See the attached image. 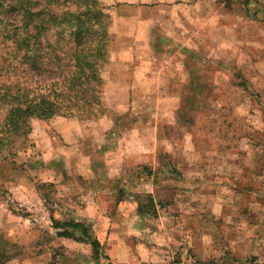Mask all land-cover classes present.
Listing matches in <instances>:
<instances>
[{
  "label": "rangeland",
  "instance_id": "1",
  "mask_svg": "<svg viewBox=\"0 0 264 264\" xmlns=\"http://www.w3.org/2000/svg\"><path fill=\"white\" fill-rule=\"evenodd\" d=\"M96 1L103 112L30 117L0 149L8 264H264V0ZM44 77L0 35V87Z\"/></svg>",
  "mask_w": 264,
  "mask_h": 264
},
{
  "label": "trees",
  "instance_id": "2",
  "mask_svg": "<svg viewBox=\"0 0 264 264\" xmlns=\"http://www.w3.org/2000/svg\"><path fill=\"white\" fill-rule=\"evenodd\" d=\"M37 1L43 0H0V8H15L22 22L19 27L8 28L0 20V35L13 44L18 61L28 73L49 79L44 85L35 82V88L19 82L0 87V102L8 106L1 123L0 149L6 139H10L8 145L13 136L24 132L30 117L46 120L68 115L94 120L103 112L99 66L105 61L109 42L99 4L96 0H45L44 7L33 8L39 7ZM62 4L68 8L58 14ZM58 20L67 23L63 26ZM64 226L87 235L83 224ZM58 235L75 239L68 231ZM90 245L95 253L99 252L97 240H91ZM9 260L7 249L0 248V264H8Z\"/></svg>",
  "mask_w": 264,
  "mask_h": 264
}]
</instances>
